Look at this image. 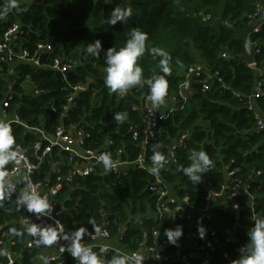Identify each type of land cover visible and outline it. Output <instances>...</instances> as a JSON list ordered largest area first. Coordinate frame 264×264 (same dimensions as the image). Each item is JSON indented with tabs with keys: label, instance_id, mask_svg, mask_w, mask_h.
Masks as SVG:
<instances>
[{
	"label": "trees",
	"instance_id": "16d2710c",
	"mask_svg": "<svg viewBox=\"0 0 264 264\" xmlns=\"http://www.w3.org/2000/svg\"><path fill=\"white\" fill-rule=\"evenodd\" d=\"M264 0H17L19 11L10 9L0 18V41L10 28L19 25L21 33L16 42V51L35 52L39 44H50L53 51L42 58L43 65L60 59L73 66L67 75L50 68H35L24 62L0 61V105L12 93L14 101L9 110L22 122L11 124L15 145L32 162L39 164L34 146L42 142L33 129H41L49 138H54L60 125L66 129H81L87 135L86 149H106L116 163H135L144 156L145 169L134 165L127 175L110 173L98 168L96 174L87 178H75L64 184L61 192L52 199L61 207L60 220L65 233L71 237L84 229L80 242L89 235L103 229L112 238L120 237L124 250L137 252L143 248L161 244L167 237L165 230L182 226L183 236L187 233L186 212H175L162 218L156 215V197L151 186L156 176L148 171L152 167L153 148L177 160L176 165L161 168L159 177L170 187L171 193L180 199L188 198L194 211L203 210L209 187L220 191L228 182V173L236 171L244 180L247 193L242 192L235 200L218 205L216 216L228 228H235V242L230 235L215 227L212 218L203 217L201 226L206 229L209 264H231L240 257L238 249L247 246L250 240L243 230L252 218H264V130L257 128L259 119L264 121V96L253 100L259 85L264 93V77L245 61L232 58L225 60L224 53L244 52L242 40L227 29H216L218 20L228 21L238 28L251 24L256 3ZM9 0H0L3 9ZM116 7L131 8L132 16L126 22L112 26L107 23ZM133 30L147 35L146 50L137 64L143 69V79L164 76L167 81L166 98L175 94L183 75L197 62H204L220 73L223 82H216L212 89L202 91L195 85L193 96L182 110L163 113L156 127L155 137L147 143L141 135L134 139V129H142L143 109L150 95L148 84L137 85L124 95L111 92L105 86V53L98 57L86 52L88 44L102 42L106 51L113 47L117 51L124 47ZM260 53L256 55V67L264 70V26L251 36ZM161 48L170 54L171 74L165 75L159 67L161 57L153 58L151 48ZM27 84L30 85L27 88ZM86 85L87 91L78 93L72 103L74 88ZM38 89L42 95L34 97ZM254 105V107L252 106ZM117 113H127V118L118 123ZM184 134L190 137L176 150L173 145ZM204 151L213 166L202 173V182L192 183L181 170L192 163V151ZM68 154L56 146L39 170L33 175L35 181L51 178L50 162L59 163L62 175L69 171ZM11 169L12 162L4 166ZM260 173V175H258ZM16 199L4 195L0 199V239L5 245L0 251L19 256L17 264H39L42 253L54 250L52 246L37 245L33 237L28 248L30 235L20 224L23 213L16 210ZM238 206L239 219L234 216ZM255 224V222H254ZM43 227V226H42ZM21 232L17 236L12 232ZM158 232L157 237L154 232ZM234 232V231H233ZM99 255L98 251H93ZM185 253H191L186 249ZM110 254L105 259L110 261ZM7 256L0 255L5 262ZM65 264H77L69 255H63ZM48 264H58L48 262ZM193 264H204L194 260Z\"/></svg>",
	"mask_w": 264,
	"mask_h": 264
},
{
	"label": "built area",
	"instance_id": "2783aa9c",
	"mask_svg": "<svg viewBox=\"0 0 264 264\" xmlns=\"http://www.w3.org/2000/svg\"><path fill=\"white\" fill-rule=\"evenodd\" d=\"M98 1V0H96ZM264 13V1L256 3V11L252 16L251 23L258 19ZM263 25L259 26L254 34L259 33ZM21 33V28L19 25H14L12 28L5 33L2 40L0 41V61L7 63L14 62H24L33 65L35 68H50L56 72L61 73L62 75H67L73 66L69 63L64 62L63 60L56 59L51 64L43 65L42 58L51 53L53 48L50 44H39L37 49L33 54L27 50L16 51V42L19 39ZM253 34V35H254ZM254 43V42H253ZM256 44V43H254ZM260 53V49L256 44L255 57ZM222 58L225 60H230L234 58L230 53H224ZM253 69H257L260 77H264L261 69L256 67V63L250 66ZM216 82L222 83L223 80L220 77L218 71H214L208 67L204 62H197L195 65L190 67L186 73L183 75L182 81L178 91L173 94L170 99L164 97V103L162 105H170L167 108L168 112H174L182 110L184 106L189 102V99L193 96L195 85H200L203 92L210 91L213 85ZM30 85H27L29 88ZM87 91L86 85H79L74 88V94L70 97L69 102L72 103L75 99V96L78 93ZM34 97L42 95V91L34 89L32 92ZM264 96L263 90L261 89V84L253 100L260 99ZM14 101V95L12 93L7 94L5 99L0 105V120H3L9 125L11 124H20L22 122L16 115L11 116L9 110L12 107ZM254 107V105H252ZM158 107H153L152 101L146 99L145 107L143 109V128L134 129V139L137 140L141 135L144 136V141H147L156 135V127L160 123L161 117L166 114L163 113ZM257 128L259 130H264V121L260 118L257 123ZM41 141H47L48 146L43 147L42 142H38L34 146V152L36 155L39 164H35L32 160L25 154L22 153V159L19 164L12 162L11 169H8L7 179L10 184L13 186L14 190L6 192L8 196H13L16 200L21 192V190L11 183V180L17 177L21 171L24 169L27 172L26 185L32 183L33 185H39L38 191L42 196L47 197L49 204L51 205L52 211L49 216L41 217L40 219L36 218V214L29 213L26 207H19L16 202V210L22 212L23 215L20 218V224L27 228L29 224H37L43 227H52L58 232L57 241L51 245L54 249L58 250L59 254L52 256L48 262H55L58 264H65L63 260V255L67 254L72 259L70 253L67 251V245L69 241L63 239L64 236H67L65 233L64 226L60 220L62 215V209L53 204L52 199L54 196H57L59 192L62 191L64 184L72 183L75 178H87L96 174L97 169L100 168V165H103V162L99 160V157L102 154L107 153L106 149H101L94 151L91 149H86V140L88 135L81 129H66L63 125H60L57 130L54 138H49L45 135L41 129H33ZM190 136L184 134L180 139L173 145L172 150H176L178 147H181ZM61 144L66 145L63 147ZM58 146L61 151L68 154L67 164L69 166V171L66 175H62L59 170V163L50 162L51 172L56 175V180L52 184V179H44L42 181H35L33 175L37 172L40 166L44 163L46 157L50 155L53 149ZM164 166L162 168H167L171 165H176L177 160L169 157L163 162ZM137 165L141 169H145V160L144 156H140L138 160L133 164L128 163H116L115 167L108 170L110 173H121L123 176L127 175V169ZM105 169V166L104 168ZM260 175V173L258 174ZM151 192L156 197L155 209L156 215L162 218L165 214H171L172 211L170 206H174L175 212H186V221H187V233L184 238L178 240V245H171L168 240H164L161 244H157L154 247L143 248L137 252H129L124 250L120 244V237L112 238L110 233L103 229L100 232L90 234L86 242H80L83 246H88L92 248V251L97 250L99 257H102L104 260L108 255L113 254L114 256L126 254L129 257L134 255H142L143 259L141 264H193L194 260H202L204 264H209V248L208 241L206 238L201 239L198 235V227L201 226V221L203 217L207 215L210 207L214 201L219 203L227 202L230 200H235L239 197L242 192L247 193V187L244 180L238 175L236 171H231L228 173V182L220 190L215 192L210 187L207 191L205 197V207L203 210L194 211L190 205L188 198L180 199L179 197L171 193L170 187L165 184V182L159 177L156 176L155 183L151 186ZM234 216L236 219H239L238 206L235 208ZM258 218L254 216L246 227L243 228L246 231L249 238L250 230L254 227V222ZM155 237L159 236L158 232L153 233ZM32 239L30 236L29 242L27 244L28 248L32 247ZM5 245L4 239H0V247ZM244 246H240L238 252L241 254V249ZM61 249H64L63 251ZM104 249V251H101ZM161 249V251H159ZM191 250V253H185V250ZM19 256L9 253L7 255V260L1 262L0 264H17ZM76 260V259H75ZM77 261V260H76ZM129 264H135V260L132 259L129 261Z\"/></svg>",
	"mask_w": 264,
	"mask_h": 264
},
{
	"label": "clouds",
	"instance_id": "9594fccd",
	"mask_svg": "<svg viewBox=\"0 0 264 264\" xmlns=\"http://www.w3.org/2000/svg\"><path fill=\"white\" fill-rule=\"evenodd\" d=\"M10 9L20 10L17 0H9V3L3 9H0V18L6 16ZM131 16V8L122 9L116 7L112 10L107 23L114 26L118 22H126ZM146 39L147 35L145 33L139 30H133L125 46L120 48L119 51L113 47L105 51L102 48V42L97 39L93 43L88 44L86 52L96 57H98L102 51L105 53V63L107 65L105 71L107 75L104 83L111 92L124 95L130 88L146 83L150 86V95L148 99L152 101V105L155 108L164 103L168 85L164 76H158L147 80L143 79V69L137 64V60L145 53ZM150 53L153 55V58L157 56L161 57L159 60L160 70L165 75H170V54L161 48L155 47L150 49ZM114 118L118 123H121L127 118V113H117ZM14 145L15 138L12 135V129L9 123L0 120V199L3 198L6 192L14 190L7 179L8 172L4 166L10 162L19 164L20 160L23 158L19 146L14 148ZM150 159L152 161V167L149 168L148 171L152 175L159 176L160 169L164 166L163 162L166 160L165 155L156 151V146H154L153 155ZM189 159L192 161L190 166L182 167L181 170L192 183L199 184L202 182L201 174L208 171L213 166V162L204 151L193 150ZM99 160L103 162L105 170H110L115 167L108 153L102 154ZM38 188V184L33 185L32 183H28L26 187L21 190L16 204L19 207H26L29 213L36 214V218L40 219L41 217L49 216L52 208L47 197L42 196ZM96 231L99 232V228H97ZM12 232L17 236L21 235V232H18L16 229H12ZM26 232L32 237H38L35 241L37 245L42 244L51 246L58 239V232L52 227L29 224L26 228ZM83 232L84 229H80L71 237H63V239L69 241L67 251L77 260V264H106L105 260L93 252L91 247L83 246L80 243ZM205 234L206 229L203 226L198 227V235L201 239L205 237ZM164 235L167 237L168 242L175 246L178 240L183 236L182 226L177 225L175 230L167 229ZM249 240L250 244L241 249L240 257L232 261L231 264H264V218L256 220L254 227L250 230ZM61 250L63 251L64 249ZM101 251H104V249H101ZM0 255L7 256L8 253L6 251H0ZM41 259L44 261V264H48L46 257H41ZM132 259L135 260V264H141L143 257L142 255L129 257L124 254L114 256L110 261H107V264H129V261Z\"/></svg>",
	"mask_w": 264,
	"mask_h": 264
},
{
	"label": "water",
	"instance_id": "95a60500",
	"mask_svg": "<svg viewBox=\"0 0 264 264\" xmlns=\"http://www.w3.org/2000/svg\"><path fill=\"white\" fill-rule=\"evenodd\" d=\"M264 23V13L250 25L245 28H238L234 24L228 21L218 20L215 22L214 27L216 29L224 28L233 33L235 36L239 37L244 46V52L241 54L232 53L231 55L238 60L245 61L249 66L256 63L255 50L256 44L251 40V36L254 34L255 30L263 25ZM263 120V119H262ZM41 138V136H39ZM63 147H67L64 144H61ZM100 168L103 169L104 166L100 165ZM27 172L22 170L21 173L11 180V183L17 186L20 190L26 187ZM61 208V207H60ZM178 245V243H177ZM176 246V245H175ZM161 251V249H159ZM150 264V263H149Z\"/></svg>",
	"mask_w": 264,
	"mask_h": 264
},
{
	"label": "crops",
	"instance_id": "0c3cea01",
	"mask_svg": "<svg viewBox=\"0 0 264 264\" xmlns=\"http://www.w3.org/2000/svg\"><path fill=\"white\" fill-rule=\"evenodd\" d=\"M28 85V84H27ZM171 105V104H170ZM170 105H165V107H164V109H166V108H168V107H170ZM159 109L162 111L163 110V108L162 107H159ZM225 203L226 202H222V203H219L218 201H214V203L212 204V206L210 207V209H209V212L207 213V215L210 217V218H212V220H213V222H214V225H215V227L216 228H218L217 226L218 225H221V224H225V222L224 221H222V220H219L218 218H217V216H216V210H217V208H218V205H225ZM226 227H227V229L229 230V232H231L232 233V235L230 236V242H235V231L234 230H231L230 231V229L228 228V226L225 224V227H221L219 230L220 231H222V232H225V233H227L228 232V230L226 229ZM234 231V232H233ZM229 234V233H228ZM230 235V234H229ZM240 248V247H239ZM59 254V252H58V250H56V249H54V250H52L51 252H44V253H42L41 254V256H40V259H39V264H44V261L41 259V257H46L47 258V260H49L52 256H56V255H58Z\"/></svg>",
	"mask_w": 264,
	"mask_h": 264
},
{
	"label": "rangeland",
	"instance_id": "374dc122",
	"mask_svg": "<svg viewBox=\"0 0 264 264\" xmlns=\"http://www.w3.org/2000/svg\"><path fill=\"white\" fill-rule=\"evenodd\" d=\"M203 62V61H202ZM261 71L263 72V74H264V70L263 69H261ZM259 74V73H258ZM264 79V78H263ZM225 227V224H221V225H218L217 227H218V229H220L221 227ZM226 229H227V227H226ZM228 230V229H227ZM234 231H235V228H234ZM227 233H229L230 234V236L232 235V233L231 232H229V230H228V232ZM233 236V235H232Z\"/></svg>",
	"mask_w": 264,
	"mask_h": 264
}]
</instances>
